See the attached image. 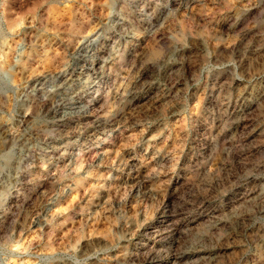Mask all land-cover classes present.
<instances>
[{
  "label": "rangeland",
  "instance_id": "rangeland-1",
  "mask_svg": "<svg viewBox=\"0 0 264 264\" xmlns=\"http://www.w3.org/2000/svg\"><path fill=\"white\" fill-rule=\"evenodd\" d=\"M0 264H264V0H0Z\"/></svg>",
  "mask_w": 264,
  "mask_h": 264
}]
</instances>
